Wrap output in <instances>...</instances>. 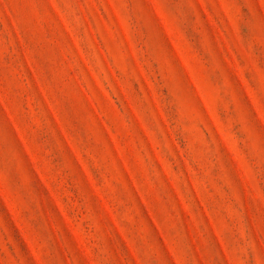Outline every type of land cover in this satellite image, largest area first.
I'll return each mask as SVG.
<instances>
[{
  "label": "rangeland",
  "instance_id": "374dc122",
  "mask_svg": "<svg viewBox=\"0 0 264 264\" xmlns=\"http://www.w3.org/2000/svg\"><path fill=\"white\" fill-rule=\"evenodd\" d=\"M0 264H264V0H0Z\"/></svg>",
  "mask_w": 264,
  "mask_h": 264
}]
</instances>
